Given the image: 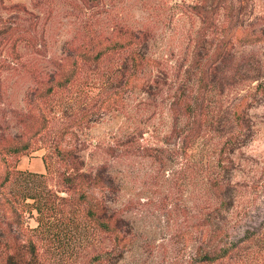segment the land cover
I'll return each instance as SVG.
<instances>
[{"label":"rangeland","instance_id":"obj_1","mask_svg":"<svg viewBox=\"0 0 264 264\" xmlns=\"http://www.w3.org/2000/svg\"><path fill=\"white\" fill-rule=\"evenodd\" d=\"M132 32L140 43L81 55ZM71 69L73 83L57 88ZM27 139L31 149L7 159L45 176L6 193L20 199L19 182H45L78 201L85 186L65 178L99 175L108 180L95 194L120 228L103 232L79 203L80 218L56 221V236L21 234L0 193V264L31 259L30 239L36 264H207L222 236L245 241L214 264H264V0H0V183L4 148Z\"/></svg>","mask_w":264,"mask_h":264},{"label":"trees","instance_id":"obj_2","mask_svg":"<svg viewBox=\"0 0 264 264\" xmlns=\"http://www.w3.org/2000/svg\"><path fill=\"white\" fill-rule=\"evenodd\" d=\"M217 6H221V0H215ZM240 12V9L238 10ZM229 30V31H228ZM228 33L222 39L221 44L215 49V51L211 54V60L209 59L208 65L205 70V74L209 75V70L211 67V71L216 67L218 61H220L224 57V52L228 48L231 42V30L232 28H228ZM226 31V32H227ZM234 31V29H233ZM141 35L138 33H131L130 39L127 42H122L119 40H111L108 43L102 42L101 40H97L92 44L89 52H83L81 55L86 59L96 60L98 57L103 56L108 51H118L124 49L128 44H138L140 43ZM135 67L138 68L142 65V62L139 58H134ZM207 62V61H206ZM74 69V68H73ZM71 69L67 74L63 75L59 80L55 82V86L57 88H66L68 85L73 83L75 70ZM212 74V72H211ZM205 80V81H204ZM210 80L208 76L203 78V86L209 87ZM54 85L49 86L44 92H41L42 96L50 95L54 91ZM198 110L202 109L201 103L197 106ZM203 112L196 111L195 112V120L199 122L200 116ZM237 121H241V113L237 112L235 115ZM45 123V122H43ZM46 127L42 125L38 130L37 134L43 132ZM230 144V141L227 142V145ZM32 147V142L30 140L19 141L16 144H9L4 148L6 154L2 155V160L4 164V173L2 174V181L0 183V193H2V200L5 206L10 210L13 216V221L16 222V225L19 229V232L22 234L25 230H31L36 232H41V234H49V236H56L62 232L55 225L56 221L63 222L64 220H75V218H80V204H86V208L84 209V213L87 214L86 221L88 220L95 221L97 226L106 233L115 232L118 233L120 228L119 219L114 217L113 213L108 212V207L105 203L95 194V189L99 186H103L104 183L107 182V178L93 175L89 173H71V175L67 176L65 179L69 183H83L85 186V191L81 194V196L77 199L78 201H73V198H68L60 195L58 192L49 188L45 182L41 188L31 187L28 182H19L23 185V189L21 188L20 193L18 192V197L20 199H15L9 193L4 191L5 186L15 181L28 180L29 177H44L43 173H34L29 172L27 170L17 169L14 165H12L8 159V155L19 156L27 153ZM226 149L223 150V152ZM46 169L49 170V165L46 164ZM215 187L220 196L224 195V186L216 180ZM107 185V184H106ZM223 190V191H222ZM31 200L32 202H29ZM77 202V203H76ZM76 203V204H75ZM36 211V220L38 225L34 228H30L27 223V213L32 216V211ZM56 228V229H55ZM56 230V231H55ZM252 238L256 235V233H252ZM15 241V240H14ZM245 241L237 242L236 244L233 241L229 240V237L222 236L218 237L214 240L211 245V249L206 251L201 258V262L207 264H214L220 260H224L230 256L231 253H234L236 250L239 252V245ZM8 241L3 239L2 233H0V247L2 245H8ZM33 240H29L28 243L24 244L26 250L31 254H33L34 244ZM28 246V249H27ZM32 261L34 264L35 260ZM242 255V254H241ZM16 259L15 261L18 264H28V261L31 259H22L19 261L21 255H13ZM244 256V255H243ZM244 258V257H243Z\"/></svg>","mask_w":264,"mask_h":264}]
</instances>
